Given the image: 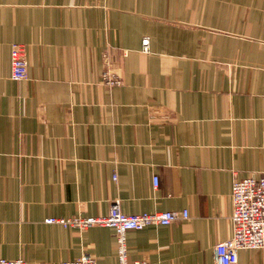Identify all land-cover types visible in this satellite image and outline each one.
I'll return each mask as SVG.
<instances>
[{
	"label": "crops",
	"instance_id": "obj_1",
	"mask_svg": "<svg viewBox=\"0 0 264 264\" xmlns=\"http://www.w3.org/2000/svg\"><path fill=\"white\" fill-rule=\"evenodd\" d=\"M104 53L122 86L101 84ZM263 176L264 0H0V259L118 264L113 229L44 223L118 202L188 212L126 232L128 264H217L233 183Z\"/></svg>",
	"mask_w": 264,
	"mask_h": 264
},
{
	"label": "built area",
	"instance_id": "obj_2",
	"mask_svg": "<svg viewBox=\"0 0 264 264\" xmlns=\"http://www.w3.org/2000/svg\"><path fill=\"white\" fill-rule=\"evenodd\" d=\"M148 39L142 41L143 52H148ZM104 71L101 84L107 87L122 86V79L113 68L108 53L103 54ZM27 59L25 47L13 43L10 48V78L15 82L27 80ZM153 186L158 185L154 177ZM231 222L232 236L229 240L215 246L217 264H236L240 250L264 249V176L248 177L236 180L231 189ZM188 212L183 210L124 215L119 203L113 204L104 217L47 218L45 224L60 225L64 229H75L79 232L91 227H105L114 230L117 243L118 264H128L124 234L128 231H141L149 226H170L176 221L186 220ZM0 264H27L24 259H0ZM61 264H95L91 256L77 260L64 261ZM133 264H147L134 262Z\"/></svg>",
	"mask_w": 264,
	"mask_h": 264
}]
</instances>
